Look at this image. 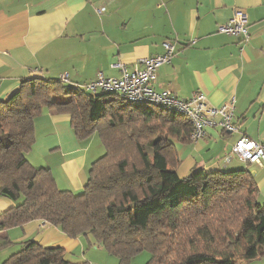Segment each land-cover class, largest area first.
<instances>
[{
	"label": "trees",
	"instance_id": "16d2710c",
	"mask_svg": "<svg viewBox=\"0 0 264 264\" xmlns=\"http://www.w3.org/2000/svg\"><path fill=\"white\" fill-rule=\"evenodd\" d=\"M82 85L32 76L0 101V196L14 202L0 213V228L47 221L118 264L143 251L146 264H238L264 255V205L248 169L195 166L179 176L175 146L192 139L188 117ZM43 109L68 115L77 139L97 133L104 145L80 192L59 189L50 169L26 156ZM64 256L60 246L27 240L2 264H68Z\"/></svg>",
	"mask_w": 264,
	"mask_h": 264
},
{
	"label": "crops",
	"instance_id": "0c3cea01",
	"mask_svg": "<svg viewBox=\"0 0 264 264\" xmlns=\"http://www.w3.org/2000/svg\"><path fill=\"white\" fill-rule=\"evenodd\" d=\"M235 10L246 14V41L217 32ZM165 39L175 41V54L158 67L153 88L179 98L199 91L216 107L232 102L239 132L264 143V0H0V101L32 76L66 75L77 83L98 73L119 77L112 63L133 70L138 59L162 53ZM34 129L29 161L49 168L59 189L80 192L105 151L97 133L77 139L69 116L47 109L35 117ZM237 135L209 125L201 138L176 142L177 173L184 177L195 166L248 169L264 205V163L231 154ZM13 204L0 196V213ZM27 240L62 247L68 264H118L88 238H71L43 220L0 228V244L9 241L0 246V264Z\"/></svg>",
	"mask_w": 264,
	"mask_h": 264
},
{
	"label": "built area",
	"instance_id": "2783aa9c",
	"mask_svg": "<svg viewBox=\"0 0 264 264\" xmlns=\"http://www.w3.org/2000/svg\"><path fill=\"white\" fill-rule=\"evenodd\" d=\"M103 10V7L97 9L99 13ZM217 32L239 36L246 41L249 38L246 14L242 10H235L225 23L217 26ZM162 46L164 48L162 53L138 59L133 70H130L125 63H112L111 67L120 71L119 77H106L98 73L94 80L85 83L86 88L92 92L97 89L117 90L124 99L133 104H148L161 109L176 110L191 120L192 140L201 138L205 127L209 125H218L224 131L238 133L232 145L231 154L245 162L259 165L264 163V143L256 142L239 132V125L233 120L234 104L232 102L216 107L210 105L205 95L199 91L188 98H179L171 90L156 91L153 88L152 84L156 79L158 67L170 63L175 54V41L165 39ZM61 79L71 83L66 75Z\"/></svg>",
	"mask_w": 264,
	"mask_h": 264
},
{
	"label": "rangeland",
	"instance_id": "374dc122",
	"mask_svg": "<svg viewBox=\"0 0 264 264\" xmlns=\"http://www.w3.org/2000/svg\"><path fill=\"white\" fill-rule=\"evenodd\" d=\"M105 11V10H104ZM92 81V80H91ZM83 87L89 91L87 88H86V85L85 83H82ZM97 141V138L96 140ZM29 158V157H28ZM30 160V159H29ZM149 257V253L146 252V251H143L141 253H139L137 256H135V258H133L131 264H146V261ZM238 264H264V255L262 256H258V257H255L254 259H251V260H241L238 262Z\"/></svg>",
	"mask_w": 264,
	"mask_h": 264
}]
</instances>
